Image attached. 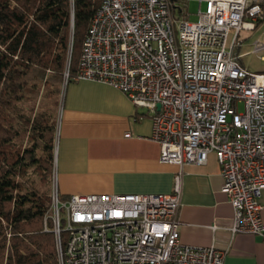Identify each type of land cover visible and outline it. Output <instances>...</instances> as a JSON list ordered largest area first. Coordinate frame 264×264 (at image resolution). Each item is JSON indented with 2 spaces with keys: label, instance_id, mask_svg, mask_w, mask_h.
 I'll list each match as a JSON object with an SVG mask.
<instances>
[{
  "label": "built area",
  "instance_id": "2783aa9c",
  "mask_svg": "<svg viewBox=\"0 0 264 264\" xmlns=\"http://www.w3.org/2000/svg\"><path fill=\"white\" fill-rule=\"evenodd\" d=\"M197 1L190 21L185 0H102L73 80L107 84L145 110L160 162L203 165L212 153L233 208L231 231L264 240V71L248 70L234 53L239 32L264 22V0ZM262 51L254 41L251 52ZM54 165L55 156L43 228L54 235L57 264H223L213 245L179 242L181 172L169 193L63 196Z\"/></svg>",
  "mask_w": 264,
  "mask_h": 264
},
{
  "label": "trees",
  "instance_id": "16d2710c",
  "mask_svg": "<svg viewBox=\"0 0 264 264\" xmlns=\"http://www.w3.org/2000/svg\"><path fill=\"white\" fill-rule=\"evenodd\" d=\"M101 1L0 0V264H57L43 223L61 93Z\"/></svg>",
  "mask_w": 264,
  "mask_h": 264
},
{
  "label": "crops",
  "instance_id": "0c3cea01",
  "mask_svg": "<svg viewBox=\"0 0 264 264\" xmlns=\"http://www.w3.org/2000/svg\"><path fill=\"white\" fill-rule=\"evenodd\" d=\"M234 53L244 66L239 46ZM141 110L104 83L73 80L65 85L54 148L59 193H169L181 172L179 242L213 245L224 252L223 264H264V240L230 229L233 208L220 190L215 156L209 154L203 165L160 162L159 145L150 139V115ZM259 202L264 222V189Z\"/></svg>",
  "mask_w": 264,
  "mask_h": 264
},
{
  "label": "rangeland",
  "instance_id": "374dc122",
  "mask_svg": "<svg viewBox=\"0 0 264 264\" xmlns=\"http://www.w3.org/2000/svg\"><path fill=\"white\" fill-rule=\"evenodd\" d=\"M185 1H186L185 4H186L187 11L189 12V15H188L189 20L190 21L196 20L195 13L197 11L198 1L197 0H185ZM176 6H182V4L178 2ZM173 14H174V18L178 16L179 14L178 8L173 9ZM256 40L264 44V22L259 23L257 28L254 30H251V31L242 30L238 34V43H240L238 45L239 51L244 52L245 54L243 55L241 59L242 63L250 71L261 72V71H264V60L259 59V56H264V51L259 52L258 54H254L250 51V49H252V43ZM61 96H62V93H61ZM239 111H242L241 105L239 106ZM29 180H31L35 186L37 187L40 186L39 179L36 175L31 174V177ZM50 180H51V175H50ZM49 187H50V182H49ZM41 188L42 190L48 189L46 185H43V187L41 185Z\"/></svg>",
  "mask_w": 264,
  "mask_h": 264
},
{
  "label": "water",
  "instance_id": "95a60500",
  "mask_svg": "<svg viewBox=\"0 0 264 264\" xmlns=\"http://www.w3.org/2000/svg\"><path fill=\"white\" fill-rule=\"evenodd\" d=\"M159 108V105H157V109Z\"/></svg>",
  "mask_w": 264,
  "mask_h": 264
},
{
  "label": "bare ground",
  "instance_id": "6f19581e",
  "mask_svg": "<svg viewBox=\"0 0 264 264\" xmlns=\"http://www.w3.org/2000/svg\"><path fill=\"white\" fill-rule=\"evenodd\" d=\"M231 36V34L229 33V37Z\"/></svg>",
  "mask_w": 264,
  "mask_h": 264
}]
</instances>
